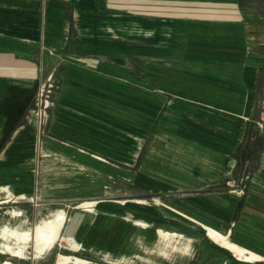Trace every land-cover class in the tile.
Here are the masks:
<instances>
[{
	"label": "crops",
	"instance_id": "1",
	"mask_svg": "<svg viewBox=\"0 0 264 264\" xmlns=\"http://www.w3.org/2000/svg\"><path fill=\"white\" fill-rule=\"evenodd\" d=\"M263 43L238 0H0V184L94 199L60 233L91 264L207 228L264 264V149L237 164ZM208 240L189 264L255 262Z\"/></svg>",
	"mask_w": 264,
	"mask_h": 264
},
{
	"label": "rangeland",
	"instance_id": "2",
	"mask_svg": "<svg viewBox=\"0 0 264 264\" xmlns=\"http://www.w3.org/2000/svg\"><path fill=\"white\" fill-rule=\"evenodd\" d=\"M240 7L246 10L248 12V16L251 15L252 19L258 20L261 24H264V0H238ZM259 52L262 54L264 53V43L262 46L259 47ZM257 93L255 95V100L253 103V107L247 109V112L249 113L248 116L244 115L245 119H249L250 122L245 125V135L244 139L241 142L240 146L238 147L237 153L242 154V157H238V167L241 164V158L243 159V163H245L247 159V154H249L250 151H253L254 155H256L259 151H263L264 149V64L259 69V75L257 77V83H256ZM260 118V119H259ZM259 120V121H258ZM258 121V122H257ZM53 160V158H51ZM254 160V170L251 167V161L247 165L245 163L244 165H247L244 169V173L246 175L247 171L251 173V171H256L257 169H262L264 166V162L259 161V157L254 156L252 159ZM250 166V167H249ZM238 171H241V168H235L234 174H236ZM95 200L92 198L88 199H82V200H72L67 201L63 204H52L50 206H39L35 205L32 202H28L27 199H14V200H6L2 196H0V227L3 225H6L10 228L12 227H18L20 224V220L24 221L22 226L23 228H29L32 230V228L43 218L47 217L51 212L62 209L65 212L66 215V221L69 222V219L72 216H75L79 213H85L83 212L84 209L80 208L79 206L84 202H94ZM5 202V203H4ZM18 212L20 213V217H14L13 213ZM62 229V228H61ZM63 232V231H62ZM61 233V231H60ZM62 234V233H61ZM60 234L59 239L57 242L53 245V247L44 255H42L39 258H35L34 254L32 252V243H30L27 247V254L25 259H16L12 258L5 254H0V262H6L9 261L13 264H57V255H72L75 257L80 258L76 253H71L66 251L63 247H61L60 243L63 242L62 236ZM155 230H152L149 233L148 237V246L150 249H153V243L155 239ZM192 250H193V256L195 254V250L198 251V249H205V246L210 245V241L208 240V237L203 234V232H196L195 236H192ZM212 240V239H211ZM1 242V241H0ZM215 244L218 246L219 243L212 240ZM65 244V243H62ZM63 246V245H62ZM66 246V245H64ZM207 248V247H206ZM213 250H216L219 255L226 257L225 262L226 264H263L261 262H253V263H247L244 261L236 260L233 256V253L230 254V252L225 253L224 251L220 250L217 247H211ZM220 250V252H219ZM216 252V253H217ZM139 255V254H136ZM174 264H189V257H177L175 255ZM133 259L136 258V256L132 257ZM137 259V258H136ZM149 259L153 260L155 263L158 264H171L170 261H167L166 259H163L159 254H155L149 257ZM88 261V260H87ZM92 263H95L93 260H89ZM91 264V263H90ZM132 264H140L138 260H135ZM218 264H221L220 262Z\"/></svg>",
	"mask_w": 264,
	"mask_h": 264
},
{
	"label": "bare ground",
	"instance_id": "3",
	"mask_svg": "<svg viewBox=\"0 0 264 264\" xmlns=\"http://www.w3.org/2000/svg\"><path fill=\"white\" fill-rule=\"evenodd\" d=\"M248 78V77H247ZM12 154V153H11ZM7 155V154H6ZM5 155V156H6ZM9 157V156H8ZM10 159V158H9ZM29 170V169H28ZM61 172V171H60ZM66 173V172H65ZM63 174V173H62ZM60 177V176H59ZM68 179V177H67ZM0 196L4 199H25V195L17 193L14 194V190L9 184H0ZM140 200V199H138ZM5 203V202H4ZM157 204V203H156ZM166 206V205H165ZM86 213L95 212V201L84 202L80 206ZM176 211V210H175ZM14 217H20V213L14 212ZM186 217V216H185ZM193 219V218H192ZM66 220L64 210L57 209L51 212L47 217L41 219L33 228H23L24 221L20 220L18 227H8L3 225L0 227V254L8 255L16 259H25L27 256V247L32 243V252L35 258H39L47 253L60 237L61 228ZM196 222V221H194ZM134 226L139 228H145L150 224L141 222L139 220L133 221ZM200 224V223H199ZM208 237L213 241L219 243L221 246L228 250H232L239 258L249 261H255L261 257L253 254L246 249L239 247L231 242L227 236L218 233L215 230L207 228ZM63 243L66 245V249L71 252H79L83 250V247L75 238L69 234L62 236ZM191 239L183 236V234H171L168 232H162L158 230L157 240L153 243V249L146 248L143 252V256L136 255V258H112L109 254H101L102 258L107 262L113 264H132L135 260H138L141 264H158L149 259L155 254H159L164 259L171 261L173 254H178L181 257H193V250L191 247ZM202 262V261H201ZM253 263V262H252ZM0 264H13L9 261L0 262ZM57 264H90L89 261L72 256V255H57ZM222 264V263H221Z\"/></svg>",
	"mask_w": 264,
	"mask_h": 264
}]
</instances>
